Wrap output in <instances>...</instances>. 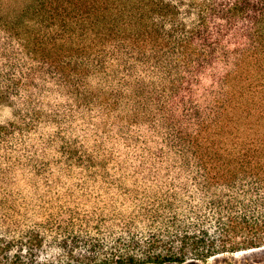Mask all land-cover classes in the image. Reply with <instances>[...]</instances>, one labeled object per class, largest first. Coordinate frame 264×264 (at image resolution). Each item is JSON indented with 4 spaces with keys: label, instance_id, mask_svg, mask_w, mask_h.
I'll return each mask as SVG.
<instances>
[{
    "label": "trees",
    "instance_id": "16d2710c",
    "mask_svg": "<svg viewBox=\"0 0 264 264\" xmlns=\"http://www.w3.org/2000/svg\"><path fill=\"white\" fill-rule=\"evenodd\" d=\"M0 99V264L264 247V0H0Z\"/></svg>",
    "mask_w": 264,
    "mask_h": 264
},
{
    "label": "rangeland",
    "instance_id": "374dc122",
    "mask_svg": "<svg viewBox=\"0 0 264 264\" xmlns=\"http://www.w3.org/2000/svg\"><path fill=\"white\" fill-rule=\"evenodd\" d=\"M32 0H4L5 10L17 16ZM17 110L9 99H0V126L17 120ZM154 264V263H148ZM184 264H264V247L237 252H224L203 259H189Z\"/></svg>",
    "mask_w": 264,
    "mask_h": 264
}]
</instances>
